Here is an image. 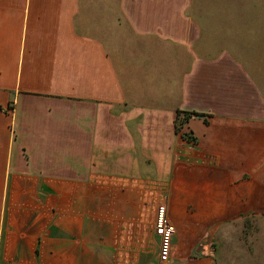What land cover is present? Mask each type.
Segmentation results:
<instances>
[{
    "label": "crops",
    "instance_id": "crops-1",
    "mask_svg": "<svg viewBox=\"0 0 264 264\" xmlns=\"http://www.w3.org/2000/svg\"><path fill=\"white\" fill-rule=\"evenodd\" d=\"M233 14L0 0V264H218L221 224L264 219V0L240 10V54Z\"/></svg>",
    "mask_w": 264,
    "mask_h": 264
},
{
    "label": "rangeland",
    "instance_id": "rangeland-1",
    "mask_svg": "<svg viewBox=\"0 0 264 264\" xmlns=\"http://www.w3.org/2000/svg\"><path fill=\"white\" fill-rule=\"evenodd\" d=\"M199 2L203 6H226L233 9V25L230 29L232 31L230 34L232 38H234L236 42H234L235 48L240 54L242 27L240 10L243 6L249 9L258 8L259 0H246L243 5V0H199ZM183 133L187 138H189L190 134L188 132L184 131ZM259 230H262V232L264 231V219L254 216L242 219L239 222H225L221 224L217 228L216 232L211 234L212 239H210L209 242L211 256L216 260V262L219 260L218 264H242L244 260L251 262V264H257V241L256 239H252V237L258 236ZM252 241L256 242L252 244ZM252 247V252H254V254H251L250 249ZM158 256L160 255L158 254Z\"/></svg>",
    "mask_w": 264,
    "mask_h": 264
},
{
    "label": "built area",
    "instance_id": "built-area-1",
    "mask_svg": "<svg viewBox=\"0 0 264 264\" xmlns=\"http://www.w3.org/2000/svg\"><path fill=\"white\" fill-rule=\"evenodd\" d=\"M155 233L160 236V259L166 261L170 257L171 237L175 231V227L167 215V208L164 204H160L156 210Z\"/></svg>",
    "mask_w": 264,
    "mask_h": 264
},
{
    "label": "trees",
    "instance_id": "trees-1",
    "mask_svg": "<svg viewBox=\"0 0 264 264\" xmlns=\"http://www.w3.org/2000/svg\"><path fill=\"white\" fill-rule=\"evenodd\" d=\"M189 112H182L181 110L178 111L177 118L175 120L176 128L179 129L183 126L185 120H187ZM179 125V126H178Z\"/></svg>",
    "mask_w": 264,
    "mask_h": 264
}]
</instances>
